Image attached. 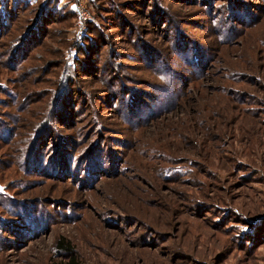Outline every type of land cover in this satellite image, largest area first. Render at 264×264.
<instances>
[{
    "label": "rangeland",
    "instance_id": "1",
    "mask_svg": "<svg viewBox=\"0 0 264 264\" xmlns=\"http://www.w3.org/2000/svg\"><path fill=\"white\" fill-rule=\"evenodd\" d=\"M20 1L0 21V264H51L62 238L87 264H264V0Z\"/></svg>",
    "mask_w": 264,
    "mask_h": 264
},
{
    "label": "trees",
    "instance_id": "2",
    "mask_svg": "<svg viewBox=\"0 0 264 264\" xmlns=\"http://www.w3.org/2000/svg\"><path fill=\"white\" fill-rule=\"evenodd\" d=\"M20 2H21L20 0H0V21H3V19L6 20V18H10L14 13H16V10L19 9V5L21 4ZM12 7H14V8H12ZM47 7H48V10L50 9L56 13L58 12L60 14V17H61V10L54 3H48ZM65 12L66 11H64V14H65ZM94 24H92V26L91 25L84 26L85 28H84V32L82 33V38L80 39V43L76 46V48H77V51H76L77 60L76 61L78 62V64L73 65V69L76 72H77L79 67L81 68L85 64V62H83V60H82L83 57L88 58L89 54L93 53V49L96 47L95 43L100 41V40H97L98 36H100V30L98 31V29L95 28ZM184 41H185L184 46H187V44H188L187 40H184ZM93 44H94V46H93ZM21 51L23 52V48ZM26 51H24V52H26ZM150 56L152 58L154 57V55L149 54L147 56V58ZM66 89L64 88L62 91L59 90V92H57V95H56V93L54 94V100L53 101H56V103L54 105L55 109L57 108L59 102L64 104V106L66 105L69 107L70 101L67 100L68 99V97H67L68 93L65 92ZM133 89H134V87L129 86L126 88V86L124 85L122 88V91L124 93L129 92V93L133 94V92H132ZM53 91L56 92V90H53ZM55 95H56V98H55ZM60 117H62L63 119L65 118L61 115H58L55 118V120L60 119ZM51 264H87V263L81 258L76 247L69 240L62 238V239L58 240V242L56 244L55 255L52 258Z\"/></svg>",
    "mask_w": 264,
    "mask_h": 264
}]
</instances>
